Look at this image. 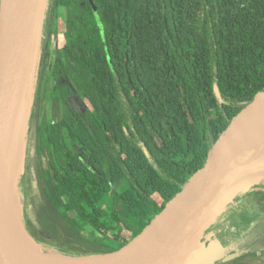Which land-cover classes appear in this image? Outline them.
Returning a JSON list of instances; mask_svg holds the SVG:
<instances>
[{"label":"trees","instance_id":"1","mask_svg":"<svg viewBox=\"0 0 264 264\" xmlns=\"http://www.w3.org/2000/svg\"><path fill=\"white\" fill-rule=\"evenodd\" d=\"M46 17L25 227L47 249L102 256L183 192L225 127L264 92V0H48ZM61 29L64 45L53 51ZM257 172L264 158L240 181Z\"/></svg>","mask_w":264,"mask_h":264},{"label":"water","instance_id":"2","mask_svg":"<svg viewBox=\"0 0 264 264\" xmlns=\"http://www.w3.org/2000/svg\"><path fill=\"white\" fill-rule=\"evenodd\" d=\"M91 2L93 0H90ZM48 0H1L0 6V264H43L37 255L50 259L49 264L104 262L102 264H172L184 262L190 255V243L215 205L227 195L231 162L247 134L264 118V92L248 101L208 149L189 184L132 241L120 250L94 257L69 256L47 249L28 234L23 207L17 208L23 229L34 244L30 251L12 237L6 207L9 202V177L14 165V131L19 130L27 88L32 89L43 37ZM31 81V84L29 83ZM254 157L253 164L264 158ZM24 169V166H23ZM249 172V173H250ZM248 173V174H249ZM247 174V175H248ZM247 175L243 177H247ZM264 178L257 172L256 178ZM19 178V177H18ZM237 182L248 184L250 182ZM255 178V179H256ZM259 178V179H261ZM236 190L211 224L243 188ZM229 257L224 263L236 257ZM226 257V256H225ZM224 257V258H225ZM194 264H212L209 257ZM211 258V257H210ZM101 260V261H100Z\"/></svg>","mask_w":264,"mask_h":264},{"label":"rangeland","instance_id":"3","mask_svg":"<svg viewBox=\"0 0 264 264\" xmlns=\"http://www.w3.org/2000/svg\"><path fill=\"white\" fill-rule=\"evenodd\" d=\"M64 17V10L60 9L59 19L61 21V28H63L64 25L62 23L65 22ZM46 19L45 13L44 21ZM60 33V35L53 38V51L62 48L64 45L62 29ZM44 37L43 35L42 38ZM45 40L47 41V38H44V41ZM29 83L31 84V81ZM29 97L30 89L27 88L25 106L19 124L18 140H16L15 144L14 165L9 177V202L20 209L30 206V192L27 181L29 175L23 174V166L28 143L30 145L35 144L34 127L31 126L34 121L32 113L33 105ZM263 142L264 138H259L253 150L239 153L233 158L230 167V180L226 190V197L215 202L214 207L208 214L204 223L198 229V232L190 243L191 255L184 262L177 263L176 261L172 264H194L203 257H209L212 264H221L235 254H237V256L227 261L228 263L232 262V264H234L233 261H235V264H264V208L263 210L261 208L264 207V200L257 202L254 195L251 194L252 192H259L260 196L264 194V185L255 188L256 184L259 182L264 184V180H261L263 178L259 177L261 179L256 178L253 182L251 181L250 188L252 192L242 199L241 202L237 203V205L235 204V210L229 211V209L226 208L218 218V221L211 224L213 219L221 212L224 205L226 206V204L232 200L231 196L233 193L248 185L237 181L240 177L250 172L253 158L262 154ZM32 148L33 147H31V149ZM19 175L22 176L20 180L18 179ZM57 193L58 196L61 197L64 192L62 190H57ZM106 200L107 198L103 200V203H105ZM242 201H244V205L241 204ZM254 227H256L255 230H253ZM125 235L130 236V233L126 232ZM229 242H233V245ZM228 243L231 246L226 248ZM250 244H253L254 256L253 254L248 255V252L245 250V247Z\"/></svg>","mask_w":264,"mask_h":264},{"label":"bare ground","instance_id":"4","mask_svg":"<svg viewBox=\"0 0 264 264\" xmlns=\"http://www.w3.org/2000/svg\"><path fill=\"white\" fill-rule=\"evenodd\" d=\"M18 128L14 131V138H18ZM264 138V118L261 120L245 137L243 142L239 147V153L247 152L254 149V146L259 138ZM18 140V139H17ZM264 144V142H263ZM264 149V145L263 148ZM7 221L10 233L13 239L24 248L34 251V244L29 240L25 231L23 230V225L19 219V212L17 208L12 203H8L6 207ZM24 231V232H23ZM200 231V230H199ZM34 248V249H33ZM38 260L43 264H49L50 259L43 257L42 255H37ZM101 261V260H100ZM104 262H88V263H73V264H102Z\"/></svg>","mask_w":264,"mask_h":264},{"label":"flooded vegetation","instance_id":"5","mask_svg":"<svg viewBox=\"0 0 264 264\" xmlns=\"http://www.w3.org/2000/svg\"><path fill=\"white\" fill-rule=\"evenodd\" d=\"M248 255H249V253H248Z\"/></svg>","mask_w":264,"mask_h":264}]
</instances>
